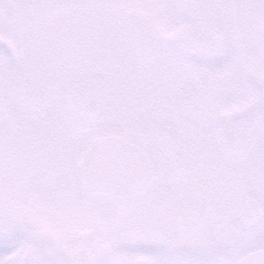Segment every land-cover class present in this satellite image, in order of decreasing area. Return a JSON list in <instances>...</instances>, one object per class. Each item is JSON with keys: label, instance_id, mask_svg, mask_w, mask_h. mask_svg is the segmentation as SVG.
Instances as JSON below:
<instances>
[{"label": "snow or ice", "instance_id": "6c2138e0", "mask_svg": "<svg viewBox=\"0 0 264 264\" xmlns=\"http://www.w3.org/2000/svg\"><path fill=\"white\" fill-rule=\"evenodd\" d=\"M0 264H264V0H0Z\"/></svg>", "mask_w": 264, "mask_h": 264}]
</instances>
